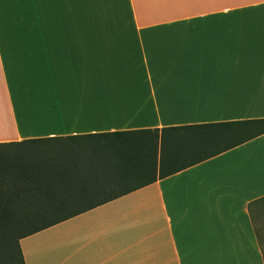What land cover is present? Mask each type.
Wrapping results in <instances>:
<instances>
[{"label":"crops","instance_id":"1","mask_svg":"<svg viewBox=\"0 0 264 264\" xmlns=\"http://www.w3.org/2000/svg\"><path fill=\"white\" fill-rule=\"evenodd\" d=\"M253 120L264 0H0V144ZM20 247L25 264H264V134Z\"/></svg>","mask_w":264,"mask_h":264},{"label":"trees","instance_id":"2","mask_svg":"<svg viewBox=\"0 0 264 264\" xmlns=\"http://www.w3.org/2000/svg\"><path fill=\"white\" fill-rule=\"evenodd\" d=\"M263 134L253 120L0 144V264H25L24 238Z\"/></svg>","mask_w":264,"mask_h":264}]
</instances>
